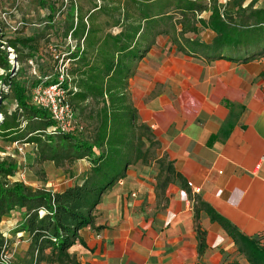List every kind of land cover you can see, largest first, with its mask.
I'll use <instances>...</instances> for the list:
<instances>
[{
	"label": "trees",
	"instance_id": "obj_1",
	"mask_svg": "<svg viewBox=\"0 0 264 264\" xmlns=\"http://www.w3.org/2000/svg\"><path fill=\"white\" fill-rule=\"evenodd\" d=\"M36 1L46 14L29 24L28 34L7 39L0 26V82L8 89L0 90V138L34 144L40 162L85 159L90 168L81 183L51 191L12 182L9 177L15 175L16 165L0 160V224L14 210L23 211L16 231L27 233L30 244L26 257L10 264H82L70 249L83 243L81 229L94 226V211L102 195L125 176L129 165L140 160L147 163L150 147L159 144L151 128L139 123L127 94L137 63L163 35L179 45L178 53L208 60L262 59L264 7L245 4L246 0L225 5L219 0H89L86 9L81 0H69L57 9L52 0ZM204 12H209L208 19L201 17ZM200 27L213 33L211 42L186 39L183 47L180 39L198 33ZM41 41L65 53L63 61L69 66L61 67L66 74L62 87L75 116L86 114L94 122L90 136L60 130L50 112L33 101L36 87L56 83L61 75V68L54 71L56 66L41 53ZM8 47L18 62L32 59L37 64L36 76L25 77L21 68L11 64ZM8 99L15 103L12 111L6 108ZM146 143L148 148L143 150ZM158 163L159 189L172 180L182 181L165 157ZM194 201L223 227L249 264H264V246L258 238L241 234L200 198ZM197 233L202 255L205 232L197 226ZM4 244L0 232V251Z\"/></svg>",
	"mask_w": 264,
	"mask_h": 264
},
{
	"label": "crops",
	"instance_id": "obj_2",
	"mask_svg": "<svg viewBox=\"0 0 264 264\" xmlns=\"http://www.w3.org/2000/svg\"><path fill=\"white\" fill-rule=\"evenodd\" d=\"M127 94L160 158L183 179L159 189L160 158L129 165L71 254L82 264H249L194 198L264 246V58L208 60L154 46L137 63ZM197 226L205 232L202 255Z\"/></svg>",
	"mask_w": 264,
	"mask_h": 264
},
{
	"label": "rangeland",
	"instance_id": "obj_3",
	"mask_svg": "<svg viewBox=\"0 0 264 264\" xmlns=\"http://www.w3.org/2000/svg\"><path fill=\"white\" fill-rule=\"evenodd\" d=\"M57 2V9H60L61 5L64 6L68 4L69 0H52ZM233 0H219V2L225 5L227 2ZM82 4L86 9L89 8V0H81ZM250 2L255 3L257 7H264V0H246L245 4ZM46 11L41 9L36 0H0V26L4 28L7 39L13 38L16 35H25L30 31L29 24L31 22H38L44 18ZM177 18H180L176 14ZM202 18L208 19L209 12H204L201 14ZM27 21V22H26ZM26 23V25H25ZM35 28H39L38 25H35ZM47 31V33H49ZM213 37V33L210 30H206L200 27L199 32L187 33L185 34L180 42L182 46H186L184 40L188 39L190 41H199L203 43H210ZM54 38V36H53ZM70 42V39H68ZM40 51L42 54H45V58L49 59L53 65L56 66L54 71L57 68L64 66H69L68 61H63L65 53L60 52L54 46H47L44 41L40 42ZM156 46H175L178 50L177 44H174L167 36L163 35L157 39ZM16 53L9 51L10 62L17 69L21 68L23 75L25 77L36 76L35 71H37V64L30 59L28 62H18L16 58ZM58 57H60L58 59ZM24 61V60H23ZM57 61L58 63L56 64ZM38 72V71H37ZM0 70V74H1ZM38 74V73H37ZM52 77V75H50ZM7 91L5 85L0 82V90ZM1 97V94H0ZM6 108L9 111H12L15 108V103L12 99H8L6 102ZM0 118L3 116L0 114ZM74 125H80L83 127V135L88 137L94 126V122L87 117L85 114L81 118L75 116ZM81 131V132H82ZM155 141V139H154ZM148 148V143L142 147L143 150ZM161 156V149L159 144H155L150 147L148 153V161H153ZM0 160H6L9 163L16 165L17 171L15 175L9 179L14 181H23L27 186H30L34 189H46L54 191L59 187H67L68 185L72 186L74 184L81 183L82 180L86 177L89 171V165L87 162L75 161L73 163L65 162L61 164H56L54 162H40L38 160L37 151L34 144H28L25 142H7L3 141L0 138ZM21 210H14V215L12 213L9 216L5 217L3 220L9 218V220L0 227L5 231L6 236L4 240H7L9 243V255L12 262L18 261L20 258L26 257L28 252L27 245L30 244L29 238L27 239L26 234L23 232L16 231L18 224L21 222L22 216ZM26 238V239H25ZM25 239V240H24ZM24 240V242H23ZM261 243V242H260ZM263 245V244H262ZM40 264H46L44 262Z\"/></svg>",
	"mask_w": 264,
	"mask_h": 264
},
{
	"label": "built area",
	"instance_id": "obj_4",
	"mask_svg": "<svg viewBox=\"0 0 264 264\" xmlns=\"http://www.w3.org/2000/svg\"><path fill=\"white\" fill-rule=\"evenodd\" d=\"M2 48H4V46ZM8 49L13 52V49L9 47ZM11 59L13 61V58ZM60 74L58 82L36 87L33 90V101L50 112L60 130L64 132L82 131V126H75L73 123L75 121V114L67 102V92L62 87V82L66 76L64 68L60 69ZM187 185L192 189L194 195L200 193L201 189L195 186L192 182H188ZM8 249L9 243L5 240V244L0 251L1 264H10L12 262Z\"/></svg>",
	"mask_w": 264,
	"mask_h": 264
}]
</instances>
